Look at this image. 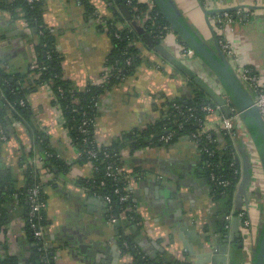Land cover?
I'll return each instance as SVG.
<instances>
[{
    "label": "crops",
    "instance_id": "obj_1",
    "mask_svg": "<svg viewBox=\"0 0 264 264\" xmlns=\"http://www.w3.org/2000/svg\"><path fill=\"white\" fill-rule=\"evenodd\" d=\"M89 1L94 13H88L80 0H46L43 12L44 23L56 36L65 76L74 88L80 90L91 81L98 80L105 71L113 44L102 18L113 19L117 14L105 0ZM174 1L190 27L212 46L214 39L210 25L215 28L213 12L225 8L246 11L245 17L232 23L234 31L230 38L239 62L255 69L264 80V0H212L208 8L203 7L199 0ZM113 5L117 6L115 0ZM207 10L213 12L207 13ZM177 40V35L170 31L164 44L178 55ZM37 41L38 36L27 25L22 11L15 16L8 11H0V62L7 72H31L37 62ZM137 46L140 61L134 65V72L106 91L99 102L95 138L101 143H108L125 131L159 120L166 116L167 107L163 106L166 99L190 97L197 90L191 79L143 39L137 42ZM188 61L190 65L187 66L216 91L225 93L218 77L204 66L200 58L194 55ZM230 70L237 79L234 69L231 67ZM36 79L33 73L27 76V83H31L27 99L33 110L30 123L43 132L48 144L70 163L69 171L64 173L55 169L46 174L38 144L24 120L14 121L10 137L0 139V164L13 174L18 187L24 186L26 160L33 152L36 165L41 168V181L47 198L45 242L56 247V264H107L108 261L110 264H131L130 256L124 255L119 246L121 237L126 234L117 232L106 202L78 183L80 178L93 177L92 165L79 162L80 154L70 143L64 117L53 105L54 96L49 86L36 84ZM223 115V111L211 113L204 122L205 131L217 133L220 147L225 144L221 133ZM241 120V128L245 127L241 133L237 118L233 120L237 130L236 158L242 175L231 211L213 197L211 185L195 172L200 152L188 136L168 146H153L138 150L134 155L125 154L120 166L122 169L141 167L146 171L145 178L134 181L137 221L127 230V235L148 255L165 262L244 264L250 255L249 245L254 243L250 239L241 242L240 238L232 242V219L246 211L256 243L264 220V172L254 144L251 141L246 145L250 130L246 121ZM247 173H250V178ZM256 174L259 180L254 181ZM136 191L140 192L139 196ZM5 207L9 223L6 234L9 253L28 256L31 253L28 247L32 248L35 242L27 240L25 208L17 194ZM225 220L228 221L225 232L230 233L228 243L224 241L225 232H219V226ZM205 228L209 230L205 231ZM3 238L0 233V248ZM239 243L244 246H234ZM94 244L97 248L108 249L100 254L99 261L91 257L92 252L99 253ZM225 245H231L227 261L223 252Z\"/></svg>",
    "mask_w": 264,
    "mask_h": 264
},
{
    "label": "trees",
    "instance_id": "obj_2",
    "mask_svg": "<svg viewBox=\"0 0 264 264\" xmlns=\"http://www.w3.org/2000/svg\"><path fill=\"white\" fill-rule=\"evenodd\" d=\"M80 1L88 13H94V7L89 0ZM105 1L109 4L113 3V0ZM121 1H125L127 4L128 0ZM45 2L46 0H0V11H8L12 16L22 11L27 25L33 28L38 36L35 45L37 62L30 73L37 76L36 84L49 86L54 96L53 105L61 111L64 117L65 129L70 143L80 154L79 162L90 163L94 171L93 177L80 178L78 183L91 194L103 200L106 197L112 199V207L109 212L110 218L116 216L120 219L119 235H126L121 237V245L119 246L124 255L130 256L131 264H191L184 260L170 262L157 260L148 255L143 248L136 245L134 239L127 235V230L131 229L137 221V215L135 213L134 193L131 194L128 201H120L121 196L126 192L124 190L126 176H133L136 181L142 180L145 178L146 171L141 167L124 170L120 166L126 153L134 155L138 150L144 148L168 146L175 143L179 138L188 136L195 142L200 152V162L195 172L211 185L213 197L222 201L227 210L231 211L237 185L241 179V167L236 159L235 141L230 138L225 130L221 129L225 139V144L222 147L218 144L216 132L204 131V122L209 113L203 107L206 105L215 106L216 103L197 87L193 96L166 99L163 102V106L167 107L166 116L144 127L125 131L108 143H101L95 138L96 121L99 115V107H96L95 104L101 101V97L106 91L111 90L126 76L131 75L135 70L134 65L140 61L137 42L142 39V36L133 26V21L140 24L143 19L146 31L158 35V39H161V36L165 37L170 31L174 32L181 47L191 48L194 55L197 56L196 51L172 27L169 18L162 12L156 0L150 2L147 0H132L131 5L127 4L131 11L130 19H127L122 13L115 14L113 19L102 18L113 44L106 60V73L101 74V76L106 77L109 73L107 80L101 85L89 83L81 90L76 89L65 76L63 57L57 48L56 36L52 29L44 23ZM199 2L205 7L204 0H199ZM229 12L236 16V10H230ZM217 14V12L214 13V17ZM100 28L103 29V25H100ZM190 28L192 29V27ZM180 59L186 65L189 64V59ZM229 72L236 80L230 68ZM29 74L9 73L2 67L0 62L1 129L8 139L14 130V121L24 120L34 136L35 143L38 144L40 159H42L46 174L55 171V169L58 172L67 173L71 166L70 163L60 157L48 144L45 134L34 128L30 123L33 110L27 99L31 89V83H27ZM192 83L194 84V82ZM220 83L225 88L223 94L229 95L231 93L230 88L222 80ZM218 92L221 93V91ZM21 101H25V104L22 105ZM85 121L86 123H84ZM248 125L251 131L254 130V125ZM170 133L172 138L168 143H165V137ZM90 150L95 151V157H89ZM29 157L30 159L26 160L27 169L24 186L18 187L13 174L0 164V233L4 236L0 248V264H56V247L52 246L46 249L41 243L42 241L35 237L38 223L46 230L48 219L46 208L42 210L40 221L30 214L32 205L29 198L30 189L36 184H40L41 200L47 202V198L41 181V168L36 165L37 162L33 158V152L29 153ZM109 165L114 166L113 175L108 174ZM223 181H227L228 184L224 185ZM16 194L20 204L25 208L27 240L35 242L32 248L28 247L31 250L28 256L9 253V244L6 237L9 223L5 206ZM227 224L228 221H222L219 232H225ZM249 229L247 234L243 221L241 242L246 239L251 241L254 239L249 237V234L253 233L252 225ZM208 230V228H205V231ZM255 258L256 256L252 254L253 261Z\"/></svg>",
    "mask_w": 264,
    "mask_h": 264
},
{
    "label": "water",
    "instance_id": "obj_3",
    "mask_svg": "<svg viewBox=\"0 0 264 264\" xmlns=\"http://www.w3.org/2000/svg\"><path fill=\"white\" fill-rule=\"evenodd\" d=\"M117 6L110 3L112 9L115 13L121 12L125 15L127 19L131 18V11L129 6L125 1L115 0ZM164 14L169 18L172 27L179 32L180 36L184 41H186L197 53V56L203 61L204 66L214 72L218 77V81H223L231 90V93L228 98L231 100L232 104H228L223 93L216 91L211 85H209L201 76H199L194 70L187 66L177 55V53L171 52L166 45L164 40L156 39L154 35L150 32H147L145 27L138 24L136 21H133V26L136 28L138 33L142 36L143 41L158 51L166 59L170 61L179 71L184 73L189 79H191L194 84L205 92V94L213 100L216 104L221 106L223 113L230 117L233 114V111H236L239 116L246 121V124L254 125V130H250V134L253 139V143L256 149V155L259 158V162L263 168L264 172V119L261 113L260 108L255 105L253 96L247 91L244 86L241 84L239 79H234L230 72L231 68L228 57L222 50L218 36L213 29V26L210 25L211 33L214 39V46L205 41L199 34L189 27L188 22L184 18L181 10L177 6L174 0H156ZM231 8L221 9L220 11L229 10ZM212 10H207V13H212ZM213 13H216L213 12ZM218 13V12H217ZM137 65V64H135ZM248 120V122H247ZM249 126V125H248ZM239 163V162H237ZM250 169V168H249ZM250 172V171H248ZM251 177L250 173H247V177ZM137 196L140 192L136 191ZM117 227V232L119 233V227L121 225L120 220L115 223ZM243 225V218L239 215H236L232 219V231L230 233L225 232L224 241L229 242V236L231 237L232 242L236 239L241 238V227ZM249 237L255 239L254 232L249 234ZM249 245L250 255L245 259L244 264H264V220L260 224L259 232L257 234L256 243ZM224 246V245H223ZM235 247L242 248L243 243L234 245ZM94 248H97V245H93ZM231 245H225L223 248L224 259L227 261L228 254L230 252ZM99 253H91V257H95L96 261H99L100 254L104 253L103 251H108V249L103 250L102 248H97ZM252 254L256 258L252 260ZM85 256V253L83 254ZM107 264H110L109 261Z\"/></svg>",
    "mask_w": 264,
    "mask_h": 264
},
{
    "label": "built area",
    "instance_id": "obj_4",
    "mask_svg": "<svg viewBox=\"0 0 264 264\" xmlns=\"http://www.w3.org/2000/svg\"><path fill=\"white\" fill-rule=\"evenodd\" d=\"M30 1H32V0H30ZM150 1H148V2H150ZM211 1L212 0H204V6L206 8H208L210 5L209 3ZM127 4L131 5L132 0H128ZM229 11L230 10H224V11L218 12L217 16L214 17V21H215V28L214 29H215V32L218 36L219 44H220L222 50L224 51V53L228 57V61H229L230 66L236 72L237 78L240 80V82L244 86V88L252 94L255 105H257L260 108L263 119H264V80H263L262 76L255 69L248 67L246 65H243L241 62H239L235 48H234V45H233V42L230 38L231 33H233V31H234V28L232 27V23L234 21H236L237 19H241V18L245 17L246 11L244 12L243 10H236L237 11L236 16H233L232 14H230ZM140 24L142 26H144L143 19L141 20ZM167 35L165 37L161 36L160 38L165 41V39H167ZM154 37L156 39H158L157 38L158 35H154ZM177 52H178L179 57L183 58V59H189L190 57L194 56V51L191 48H184V47H181L180 45H179V49L177 50ZM105 73H106V70L103 72V74H105ZM107 74L108 75L106 77L103 75L98 80L91 81L90 83L92 85L103 84L109 76V73H107ZM224 97L226 98L228 104H232L231 100L228 98L227 95H224ZM21 104L24 105L25 101H21ZM95 106L98 107L99 102H97L95 104ZM203 109L205 111H207L209 114L222 111L221 106H219L218 104H216L215 106L206 105L203 107ZM237 116H239V114L236 111H233V114L230 117H228L224 114L223 119H222V127L221 128L228 133V135L230 136V138L233 141H235L236 136H237V130L234 127L233 120H234V117H237ZM84 123H86V121ZM171 138H172V134L170 133L169 135H167L165 137V143H168L171 140ZM0 139L1 140L7 139V137L3 134V130L1 129V125H0ZM95 156H96L95 151L90 150L89 151V157L93 158ZM112 171H114V166L109 165L108 174L113 175L114 173H112ZM240 174L242 175V170H241ZM115 178H116V176H115ZM134 181H136V179L133 176H130V175L126 176V185L124 188V190L126 192H125V194H123L121 196V198H120L121 202L128 201L131 194L134 193V191H135L134 190L135 189V186H134L135 182ZM222 183L224 185L228 184L227 181H223ZM116 192H118V190H116ZM29 198H30L31 203H32L30 214L34 217H37V219L40 221L42 218V215H41L42 210L45 209L46 205H47V203L45 201L41 200V185L40 184H36L33 188L30 189ZM104 201L106 202V204L110 210L112 207V199L110 197H106L104 199ZM240 216H242L243 221H244V225H245L246 229L248 230L250 228V226L252 225L250 217H248L249 215L247 216L246 211H242L240 213ZM110 220L112 223L115 224L120 219H118V217H116V216H112L110 218ZM249 231H250V229H249ZM35 237L42 241L41 243L44 245V247L46 249L52 247V245H49L45 242V228H43L39 223H38V228L35 230Z\"/></svg>",
    "mask_w": 264,
    "mask_h": 264
},
{
    "label": "rangeland",
    "instance_id": "obj_5",
    "mask_svg": "<svg viewBox=\"0 0 264 264\" xmlns=\"http://www.w3.org/2000/svg\"><path fill=\"white\" fill-rule=\"evenodd\" d=\"M197 58H199V57L197 56ZM235 118H237L239 133L245 131V127L241 128L242 125H240V123L243 122V121L241 120V117H240V116H237V117H235ZM243 126H244V125H243ZM247 137H248V141H247L246 145L249 144V142L251 143V141H252V144H254V143H253L252 136H251L250 133L248 134ZM254 149H255V148H254ZM255 153H256V149H255ZM256 154H257V153H256ZM253 179H254V181L259 180V176H258L257 174L254 175V178H253Z\"/></svg>",
    "mask_w": 264,
    "mask_h": 264
}]
</instances>
